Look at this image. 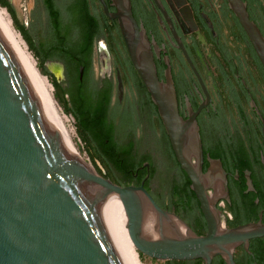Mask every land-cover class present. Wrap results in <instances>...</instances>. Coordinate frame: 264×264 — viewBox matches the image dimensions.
<instances>
[{
	"label": "water",
	"instance_id": "95a60500",
	"mask_svg": "<svg viewBox=\"0 0 264 264\" xmlns=\"http://www.w3.org/2000/svg\"><path fill=\"white\" fill-rule=\"evenodd\" d=\"M102 2V0H100ZM116 19L130 62L139 75L168 136L172 151L190 181L208 223L204 236L162 210L142 186H120L105 178L69 143L12 34L0 16V264H140L139 253L157 261L203 259L221 255L229 264L231 249L264 236V224L247 223L222 230L213 216L206 190L213 179L226 183L218 159L204 161L196 117L208 96L186 50L178 47L206 95L186 118L178 110L170 64L165 56L164 81L157 77L151 43L138 27L128 0H113ZM264 69V37L249 18L242 0H225ZM209 28L212 27L206 18ZM154 52L159 49L152 43ZM118 97L122 83L118 76ZM59 81V79H57ZM61 100V89H56ZM254 106V104H252ZM261 135L264 137V120ZM207 178V181L205 180ZM247 185L251 187L249 176ZM211 182V183H210ZM114 193L118 202L109 194ZM154 216L153 234L144 226Z\"/></svg>",
	"mask_w": 264,
	"mask_h": 264
},
{
	"label": "flooded vegetation",
	"instance_id": "af4514ba",
	"mask_svg": "<svg viewBox=\"0 0 264 264\" xmlns=\"http://www.w3.org/2000/svg\"><path fill=\"white\" fill-rule=\"evenodd\" d=\"M128 1L137 26L144 29L151 43L157 77L160 81H164L166 69L163 58L165 56L168 58L178 110L183 119L186 118L187 104L195 111L202 102L206 101L207 97L188 67L178 47V41L186 50L205 87L208 101L197 115L196 122L204 156L202 172L205 173L207 170L206 156L208 155L212 159L220 160L226 173V183L219 179L216 186L212 184L206 190L210 198L209 203L213 204L210 205L211 212L220 228L225 230L257 222L264 224V137L261 135L260 117L253 108L256 107L264 120V69L237 19L229 10L225 0ZM54 2L60 8L57 0ZM102 2L108 13H117L113 0H102ZM102 2L100 0H68L67 2L66 0L64 8L76 7L85 10L91 18L96 20L94 25L98 29L97 34L89 41L88 62L78 65V79L79 82H83L82 85L80 86L78 81L75 82L67 74L64 65L61 67L60 75L54 71L52 73L54 82L57 84L56 89H61L69 103H71L70 95L72 94L85 96L90 103L89 110H95L105 102L107 106L105 119L115 127L112 138H106L105 143L108 144L111 141L116 147L115 155L118 156L124 155V150L131 145V152L136 161V167L131 169L132 175L128 180L122 176V173L113 171L116 181L120 186H142L162 210L185 223L195 235L204 236L208 232V223L202 212L201 204L190 189V181L176 161L157 109L130 62L118 22L105 15ZM245 3L247 6V2ZM252 17L249 15L264 37L254 9ZM206 18L211 23V28L208 27ZM153 42L159 49V56L154 52ZM206 50H209L208 58L212 62L217 61L219 65L217 73L221 80L224 97L238 111L241 133L232 136L245 142V149L242 152L230 151L224 147L223 159L211 157L209 152L205 151L208 147L216 151L217 145L225 142L222 130L220 134H217L215 130L216 133L211 136H208L205 130L206 125L204 124L206 123H212L214 127L219 125L220 128L221 120L225 121L220 110V89L209 87L207 80L208 67L202 54ZM247 50L255 64L256 72L254 73L245 63V51ZM95 58L99 68L97 78L93 76ZM175 61L185 67L186 77L181 72L176 74ZM221 63L225 65L226 70ZM202 66L205 67L204 71H202L204 68ZM118 76L122 83L120 99L117 89ZM127 82L134 84L129 91L125 87ZM141 83L144 89L140 86ZM244 107H247V110H244ZM152 118L158 122L161 140L158 143H160L163 154H167L177 168V175L170 183L157 185L154 182L159 168L155 165L156 157L154 159L153 153L157 151L153 152L148 147L142 148L140 138H137L138 134L142 138H150L149 133L152 132V123H154ZM116 119H119V123ZM200 124L203 126V131ZM122 128L123 135H118ZM94 146L99 158L105 157L106 153H114V151L104 152L98 146ZM247 175L251 182L250 188L247 185ZM157 189L159 195L155 193ZM231 259L233 264H264V236L252 238L246 245L239 244L233 247ZM163 263L207 264L200 258L166 260ZM208 264L229 263L225 257L216 255Z\"/></svg>",
	"mask_w": 264,
	"mask_h": 264
},
{
	"label": "rangeland",
	"instance_id": "374dc122",
	"mask_svg": "<svg viewBox=\"0 0 264 264\" xmlns=\"http://www.w3.org/2000/svg\"><path fill=\"white\" fill-rule=\"evenodd\" d=\"M256 2L257 4H254L253 9L256 14V19L259 21L264 34V0H256ZM57 3L62 10L65 9L64 6L66 0H57ZM0 8L4 11L6 18L10 22V25L12 26L14 31L24 42V46L27 49V52L29 53L37 70L43 77L47 79L50 86L52 87L53 98L55 100V103L57 104L56 108L64 122V126L67 129L71 137L72 144L76 148L78 154L95 171H97L105 178L111 180L113 183L118 184L114 172L107 166H103V164L101 163L100 158L96 154L94 146L95 144L90 141L85 133L79 131V129H76L75 120L67 111L68 109H71V104L68 102L67 96L63 95L64 99L61 100L56 94V86L53 83L54 77L52 76V73L54 71L57 75H60L61 67L64 66V63L61 60L55 58L44 59V53L50 45V36L49 21L42 0H0ZM208 52L209 50H206L203 51L202 54L204 60H206L205 63L208 67L207 80L210 85L209 87H211L212 89L214 87L220 89L219 100L221 101V113L224 116L225 122L230 132L235 133L236 129V131H238L240 134L241 125L238 122V111L233 105L229 104L226 97H224L221 80L217 73L219 65L217 61L212 62V60L208 58ZM245 63L248 64L253 73L256 72L254 61L248 50L245 51ZM174 65L177 75L179 72H181L183 76H187L186 69L183 65L176 61ZM216 65L218 67H216ZM221 66H223L225 69V65L223 63H221ZM204 70L205 67L202 68V71ZM93 76L95 78L99 76V68L96 58L94 59L93 63ZM125 87H127L129 91L131 87H134V84L127 82L125 84ZM244 110H247V107H244ZM152 119L154 123H152V132L149 133L150 138H142L140 134H138L137 138H140V145L142 148L148 147L153 152L157 151L155 154L153 153L154 159L156 157L155 165H157L159 168L154 182L157 185L159 183H170L177 175V168L175 167L172 159L167 154H163L160 143H158V141H161L159 137L158 122L155 118ZM116 122L119 123V119H116ZM204 125H206L205 130L208 136L214 135V133H216L215 130H217V134L221 133L222 128L220 129L219 125H216L215 127L212 123H206ZM201 128L203 131L202 125ZM121 133H119L118 135H123V128ZM155 193H159L158 189L155 191ZM138 256L142 264H164L163 261H157L148 258L141 255L140 253Z\"/></svg>",
	"mask_w": 264,
	"mask_h": 264
},
{
	"label": "trees",
	"instance_id": "16d2710c",
	"mask_svg": "<svg viewBox=\"0 0 264 264\" xmlns=\"http://www.w3.org/2000/svg\"><path fill=\"white\" fill-rule=\"evenodd\" d=\"M247 2L248 14L252 17L253 6L257 4L256 0H244ZM49 21L50 45L44 53V59L55 58L61 60L67 74L81 86L83 82L78 79V65L88 62L90 53L89 41L97 34L98 27L94 25L95 19L83 9L69 7L62 10L57 7L54 0H42ZM253 18V17H252ZM47 75V74H46ZM83 77V81H84ZM54 85L57 84L53 81ZM144 89L142 83L140 85ZM138 87V86H136ZM71 109L67 111L75 120L76 129L85 133L87 137L96 146L104 152L114 151L101 157L100 161L103 165L116 173H122V176L128 180L132 175V168L136 167L135 158L132 155V147L129 145L124 150V155H115L116 147L111 141L105 143V139L112 138L115 127L105 119L106 103H102L95 110L90 109V103L85 96L81 94L70 95ZM143 105V104H142ZM220 128L225 137V142H220L216 151L211 148L205 149L211 157H219L223 159V148L228 150L242 152L244 141L232 135H239V132L231 133L224 120L220 122ZM245 129V127H244ZM119 184V183H118ZM189 184V181H187ZM120 185V184H119Z\"/></svg>",
	"mask_w": 264,
	"mask_h": 264
},
{
	"label": "bare ground",
	"instance_id": "6f19581e",
	"mask_svg": "<svg viewBox=\"0 0 264 264\" xmlns=\"http://www.w3.org/2000/svg\"><path fill=\"white\" fill-rule=\"evenodd\" d=\"M0 16L2 17L4 23L6 24L7 28L9 29L10 33L12 34L18 48L20 49L30 71L32 72L34 78L36 79L38 85L40 86L42 92L44 93L68 143H69V146L71 148V151L72 153L78 155L80 158L81 156L78 154L76 148L73 146L72 144V141H71V137L67 131V129L65 128L64 126V122L62 120V118L60 117L59 113H58V110L56 108V103H55V100L53 98V94H52V87L50 86L49 82L47 81V79L45 77H43L39 71L37 70L34 62L32 61L29 53L27 52V49L25 48L24 46V42L20 39V37L17 35V33L14 31V29L12 28V26L10 25V22L8 21V19L6 18L5 14H4V11L0 8ZM83 160V159H82ZM84 161V160H83ZM87 164V163H86ZM88 165V164H87ZM90 166V165H88ZM91 167V166H90ZM209 179H213L212 183L213 184L212 186H216L218 183H219V179H216V178H210ZM205 180L207 181V178H205ZM109 196H111L114 200H116L119 204V206L121 207L122 211L124 212L125 216H126V213L124 211V208H123V205L121 203V201L118 199V197L114 194V193H111L109 194ZM127 217V216H126ZM154 229H155V224H154V216H151L148 218V222L145 224L144 226V231L146 234H153L154 233ZM139 258V256H138ZM140 261V259H139ZM140 264L141 261H140Z\"/></svg>",
	"mask_w": 264,
	"mask_h": 264
}]
</instances>
